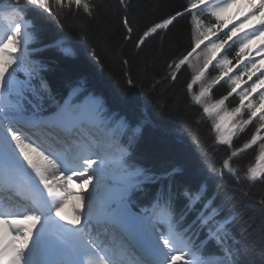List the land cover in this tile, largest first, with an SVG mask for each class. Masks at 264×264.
Here are the masks:
<instances>
[{
	"label": "snow or ice",
	"instance_id": "snow-or-ice-1",
	"mask_svg": "<svg viewBox=\"0 0 264 264\" xmlns=\"http://www.w3.org/2000/svg\"><path fill=\"white\" fill-rule=\"evenodd\" d=\"M120 3L131 40L135 25L129 6ZM234 7L239 10L225 21ZM98 8L93 0H24L23 6L0 0V207L6 209L0 211V264H242L247 247L233 233L235 216L224 212L212 178L226 171L239 182L240 158L255 146V163L244 175L264 183V0H188L135 40L139 48L189 18L193 42L168 58L165 79L175 82L183 69H195L186 89L201 117L213 122L211 150L226 149L218 168L198 173L179 160L167 162L159 147L140 144L143 128L156 127L147 112L131 123L83 79L66 81L63 93L53 89L48 74L67 70L39 54L50 49L60 59L74 57L64 21L81 13L93 18ZM29 9L36 15L29 17ZM205 12L212 18L207 25ZM40 19L59 34L43 40ZM258 40L253 55L249 46ZM210 67L218 69L211 77ZM126 81L133 84L130 75ZM221 82L227 92L213 99ZM195 175L201 178L193 182ZM77 181L79 191L72 188ZM259 204L264 210V200ZM69 206L72 218L64 214Z\"/></svg>",
	"mask_w": 264,
	"mask_h": 264
},
{
	"label": "trees",
	"instance_id": "trees-1",
	"mask_svg": "<svg viewBox=\"0 0 264 264\" xmlns=\"http://www.w3.org/2000/svg\"><path fill=\"white\" fill-rule=\"evenodd\" d=\"M24 5V0H20ZM188 0H124L128 5L127 15L134 22L135 33L131 40L125 38L122 27L123 5L120 0H93L99 5L93 18L82 13L75 18L64 21V32L75 46L76 54L71 59H60L52 50L42 51L41 58L55 59L56 63L67 71L49 73V81L58 93L66 90V81L83 79L88 88L100 95L109 108L118 109L122 115L135 124L144 114L151 117L153 124L145 126L140 133L142 146H157L167 157V162H180L188 165L192 173L201 169L219 167V162L226 149L220 147L218 152L211 150L214 131L208 118L201 117V108L192 101L186 84L191 81L190 70L185 68L178 75L177 81L166 80L171 63L169 57L187 50L194 33L189 28V18L179 19L175 27L165 30V34L150 38L139 48L135 45L138 35L153 21H159L175 13ZM29 17L35 16L31 9ZM201 19L207 25L212 19L208 14ZM45 27L42 36L48 40L59 30L50 21L40 19ZM230 58L232 53H229ZM127 61L125 64L123 61ZM235 63V61H233ZM133 84L129 85V76ZM224 87V88H223ZM228 87L218 86L215 97L227 92ZM220 91V92H219ZM235 95L228 103H234ZM164 104L161 110L157 102ZM251 125L241 133L246 137ZM162 129H171L173 134L165 136ZM239 142V141H238ZM256 147L248 150L238 165L240 181L226 171L223 176L214 175L212 189L222 204L224 212H232L235 223L232 231L236 238L247 247V253L241 255L242 264H264V210L259 201L264 200V183L250 182L244 172L255 162ZM142 159L141 153H137ZM156 167L165 166L163 160L150 161ZM211 175V174H209ZM198 175L195 179H200ZM248 193V195H244ZM144 199H147L145 196Z\"/></svg>",
	"mask_w": 264,
	"mask_h": 264
},
{
	"label": "rangeland",
	"instance_id": "rangeland-1",
	"mask_svg": "<svg viewBox=\"0 0 264 264\" xmlns=\"http://www.w3.org/2000/svg\"><path fill=\"white\" fill-rule=\"evenodd\" d=\"M232 14H228L227 15V17H223V19L225 20V21H228V20H232ZM0 25L3 27V24H2V22H0ZM231 26V24H229V27ZM209 39H214V37H209ZM206 43H207V41H206ZM250 47V46H249ZM251 48V47H250ZM195 55V54H194ZM249 57H247L246 58V60L248 59ZM188 68V70H190V75L191 76H193L194 75V72H195V69L193 68V67H191V66H189V67H187ZM212 71H209V76L211 77L212 75H215L216 74V72L218 71V69H211ZM235 71H238V70H236V68H233V72H235ZM256 75H259V72H257L256 73ZM245 79H247V78H245ZM252 79H255V76L252 78ZM248 83H251V81H248ZM220 85H224L225 87H228L229 85L228 84H225V83H223V82H221L219 85H217L214 89H213V92H212V97H213V99H216V98H219L221 95H223V94H225V92H222L221 93V95L219 96V97H215V94H214V90L218 87V86H220ZM246 85H244V84H242L241 85V87H245ZM198 87H199V85L197 84V85H195L194 86V91L195 90H197L198 89ZM224 88V87H223ZM220 92V91H219ZM254 96L256 95V94H253ZM236 100H237V98L235 97V100H234V103H228L227 102V104H228V106H229V109L231 108V107H234L235 106V104H236ZM194 102V101H193ZM208 122H210L211 123V127H212V120L210 119V118H208ZM214 131V130H213ZM214 136H215V132H214ZM255 152H256V155L258 154V149L256 148V150H255ZM255 163V162H254Z\"/></svg>",
	"mask_w": 264,
	"mask_h": 264
},
{
	"label": "bare ground",
	"instance_id": "bare-ground-1",
	"mask_svg": "<svg viewBox=\"0 0 264 264\" xmlns=\"http://www.w3.org/2000/svg\"><path fill=\"white\" fill-rule=\"evenodd\" d=\"M241 6H242V5H241ZM238 10H239L238 7H234V8H232V9H230V10L228 11V13L224 14L223 17H227L228 14H232V15H233L232 18H233ZM228 21H229V20H228ZM234 22H235V21L233 20V23H234ZM1 34H2V32L0 31V35H1ZM259 44H260V41L258 40V41H255L252 45H250V47H251V49H252V51H253V55H255L256 48L259 46ZM248 59H251V57H249ZM78 183H79V181H77L76 183H74V184L72 185L73 190L79 191V189L77 188V184H78ZM64 214L67 215L69 218H72V208H71V206H69L67 209H65V213H64Z\"/></svg>",
	"mask_w": 264,
	"mask_h": 264
}]
</instances>
